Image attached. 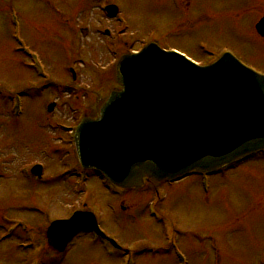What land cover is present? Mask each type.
Segmentation results:
<instances>
[{"label":"rangeland","instance_id":"1","mask_svg":"<svg viewBox=\"0 0 264 264\" xmlns=\"http://www.w3.org/2000/svg\"><path fill=\"white\" fill-rule=\"evenodd\" d=\"M102 4L117 7L121 23L106 17ZM262 17L264 0H0V218L40 225L44 217L29 207L51 210L53 219L82 203L109 237L134 252L135 264H179L173 248L183 253L185 264H264V154L210 176L206 189L198 176L172 186L148 183L123 200L124 212H113L121 200L95 173L88 172L83 185L77 182L75 153L57 126L76 123L71 107L96 117L108 95L120 90L119 57L149 43L200 65L228 52L264 75V38L254 29ZM105 29L111 34L104 35ZM28 54L43 74L24 69ZM76 84L81 92L68 88L64 95L65 87ZM16 94L23 104L17 118L10 110V95ZM53 98L58 109L48 115L46 104ZM36 163L46 169L45 185L24 176ZM155 184L164 193L165 222L146 216ZM14 240L0 244V264L27 261L14 254ZM121 262L86 236L74 239L64 257L46 256V264Z\"/></svg>","mask_w":264,"mask_h":264},{"label":"water","instance_id":"2","mask_svg":"<svg viewBox=\"0 0 264 264\" xmlns=\"http://www.w3.org/2000/svg\"><path fill=\"white\" fill-rule=\"evenodd\" d=\"M256 30L264 37V19ZM116 80L122 90L80 123L76 149L84 168L121 188L213 172L264 150V77L229 55L196 67L151 44L120 59ZM86 216L54 223L51 244L62 249L80 231L99 233Z\"/></svg>","mask_w":264,"mask_h":264},{"label":"flooded vegetation","instance_id":"3","mask_svg":"<svg viewBox=\"0 0 264 264\" xmlns=\"http://www.w3.org/2000/svg\"><path fill=\"white\" fill-rule=\"evenodd\" d=\"M28 210L36 216H43L46 219L47 223H45L44 218H43L42 224H40V225H33L31 222H29V220H25L22 217L18 218V219H21L23 221L22 226H26L27 232L31 233L29 238L32 237L33 239L29 240V244L27 245L26 249H22V247L19 246L20 243H24V242H21L20 240L13 241L12 242V243H14L13 248L15 250H17V251L13 250V252L15 251V252L19 253L21 256H25L27 258V261L24 262V264H27V262H29V260H30L31 255L35 254V253H39L43 257L44 260H46V256L48 254L59 255L55 250H53L51 248L50 245H48V241H47L48 238L46 236L47 228L49 227V225L53 221L67 219V217H69V215H67L66 217H63V218H53L52 219L51 210L47 211L46 209L42 208L39 205H34L32 207H29ZM5 217L6 216L3 215L0 218V220L3 221V218H5ZM15 237L16 238H14V239H24L25 236H23L22 233L17 232ZM78 238H79V236L75 239H78ZM15 252H14V254H15ZM10 254H11V252H10Z\"/></svg>","mask_w":264,"mask_h":264}]
</instances>
